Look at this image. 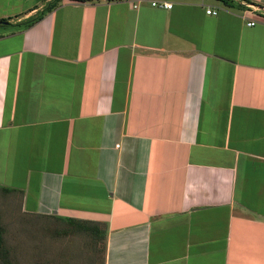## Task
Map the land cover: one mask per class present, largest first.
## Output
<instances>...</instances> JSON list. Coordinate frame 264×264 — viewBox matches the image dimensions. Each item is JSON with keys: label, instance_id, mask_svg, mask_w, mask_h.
Instances as JSON below:
<instances>
[{"label": "crops", "instance_id": "1", "mask_svg": "<svg viewBox=\"0 0 264 264\" xmlns=\"http://www.w3.org/2000/svg\"><path fill=\"white\" fill-rule=\"evenodd\" d=\"M55 1L0 0L3 209L103 242V264H264V17Z\"/></svg>", "mask_w": 264, "mask_h": 264}, {"label": "rangeland", "instance_id": "2", "mask_svg": "<svg viewBox=\"0 0 264 264\" xmlns=\"http://www.w3.org/2000/svg\"><path fill=\"white\" fill-rule=\"evenodd\" d=\"M0 223L12 264H103V242L63 222L23 215L12 204L4 209L0 204Z\"/></svg>", "mask_w": 264, "mask_h": 264}, {"label": "built area", "instance_id": "3", "mask_svg": "<svg viewBox=\"0 0 264 264\" xmlns=\"http://www.w3.org/2000/svg\"><path fill=\"white\" fill-rule=\"evenodd\" d=\"M139 3L143 2L144 0H137ZM235 4H237L240 8L243 9L244 14H258V16L264 17V8H257L255 5L250 4L249 2L245 0H231ZM152 6L162 8V9H167L170 10L173 8V4L167 2V1H153ZM208 15H217L218 12L217 10L213 9H208L207 10ZM257 24V21L251 20L247 23L248 26L254 27ZM119 148V146H117Z\"/></svg>", "mask_w": 264, "mask_h": 264}, {"label": "trees", "instance_id": "4", "mask_svg": "<svg viewBox=\"0 0 264 264\" xmlns=\"http://www.w3.org/2000/svg\"><path fill=\"white\" fill-rule=\"evenodd\" d=\"M60 1L61 0H56L55 3H58ZM80 1H87V0H80ZM220 1L223 2L227 6L236 7V4L231 0H220ZM49 9H51V7H49ZM42 17H43V14H40L38 17L30 19L24 24H21L20 26L24 28L31 27L32 25L37 23ZM79 229L94 233L92 229L90 230V228H87L85 226H79ZM0 260L3 262V264H12L10 257H9V251L5 246L4 228L1 223H0Z\"/></svg>", "mask_w": 264, "mask_h": 264}, {"label": "water", "instance_id": "5", "mask_svg": "<svg viewBox=\"0 0 264 264\" xmlns=\"http://www.w3.org/2000/svg\"><path fill=\"white\" fill-rule=\"evenodd\" d=\"M1 23L7 24L6 22H1Z\"/></svg>", "mask_w": 264, "mask_h": 264}]
</instances>
